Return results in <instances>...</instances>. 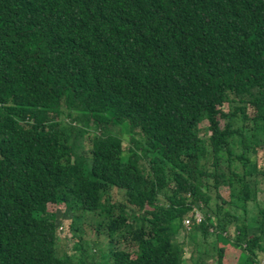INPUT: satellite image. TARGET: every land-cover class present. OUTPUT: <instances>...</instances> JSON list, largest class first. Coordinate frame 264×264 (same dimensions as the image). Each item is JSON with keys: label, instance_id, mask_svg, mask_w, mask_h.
<instances>
[{"label": "trees", "instance_id": "16d2710c", "mask_svg": "<svg viewBox=\"0 0 264 264\" xmlns=\"http://www.w3.org/2000/svg\"><path fill=\"white\" fill-rule=\"evenodd\" d=\"M60 204L74 236L95 215L104 264H186L194 208L191 263L203 241L225 264L255 204L232 244L263 260L264 0H0V264H86Z\"/></svg>", "mask_w": 264, "mask_h": 264}, {"label": "rangeland", "instance_id": "374dc122", "mask_svg": "<svg viewBox=\"0 0 264 264\" xmlns=\"http://www.w3.org/2000/svg\"><path fill=\"white\" fill-rule=\"evenodd\" d=\"M207 125V122L204 120L200 123L201 131L200 134L203 137H207L208 133L205 131L204 127ZM123 130V138H124V145L126 146V142L128 140V129L127 124L122 125ZM206 133V135H205ZM220 194H222L223 197L228 199L229 197V190L227 187H221L220 188ZM257 207L255 204H249L248 212L247 214H244L242 209L233 207L231 211L233 214L236 215V219L233 220L228 228L227 232L225 234V238L229 241H226L225 244H223L226 239H222L224 242H219L220 245H224V257L223 260L228 264H240V261L242 259L241 257V248L236 247L232 244L233 239L235 238V234L237 233V225H242L245 221L252 225L254 215L256 214ZM57 219L59 226L57 228L56 234H57V242H56V249L59 254L67 255L70 257V259L74 262H79L83 260L86 264H104V262L107 260L106 253L107 248L109 244V237L105 233H96L95 229H93V224L95 223V215L92 213H88L85 215V218L83 220V230L82 232L77 233V236L71 235L70 230V222H71V211L63 204L58 205L57 207ZM193 230L184 228V230H180L178 233V240L185 242V254H184V260L186 264H192L190 261L189 253L191 248H194V244L191 245V241L186 237L185 232H189ZM202 236L196 232V235L194 236V241L200 240ZM203 244L200 243L198 248L202 251L204 246H207L209 249V254H204V263L203 264H213L210 260H212V256L216 254V251L211 247L210 242L205 243L202 241ZM129 243L127 242H121L120 246L127 247ZM219 245V246H220ZM75 246V247H74ZM212 255V256H211ZM263 260H264V256ZM262 260V259H261ZM259 261H255L253 264H258Z\"/></svg>", "mask_w": 264, "mask_h": 264}, {"label": "built area", "instance_id": "2783aa9c", "mask_svg": "<svg viewBox=\"0 0 264 264\" xmlns=\"http://www.w3.org/2000/svg\"><path fill=\"white\" fill-rule=\"evenodd\" d=\"M201 214L200 212L197 210V209H192V217L191 216H187L184 218L183 220V225L185 228L189 229L190 225L193 223V222H200L201 221ZM258 264H264V260H260L258 262Z\"/></svg>", "mask_w": 264, "mask_h": 264}, {"label": "crops", "instance_id": "0c3cea01", "mask_svg": "<svg viewBox=\"0 0 264 264\" xmlns=\"http://www.w3.org/2000/svg\"><path fill=\"white\" fill-rule=\"evenodd\" d=\"M224 260H225V259H224ZM224 260H223V261H224ZM224 263H225V264H228V263H226L225 261H224Z\"/></svg>", "mask_w": 264, "mask_h": 264}, {"label": "bare ground", "instance_id": "6f19581e", "mask_svg": "<svg viewBox=\"0 0 264 264\" xmlns=\"http://www.w3.org/2000/svg\"><path fill=\"white\" fill-rule=\"evenodd\" d=\"M196 225V224H195Z\"/></svg>", "mask_w": 264, "mask_h": 264}]
</instances>
